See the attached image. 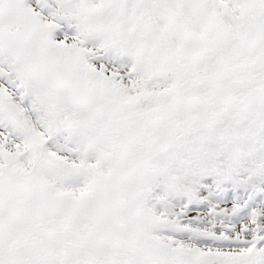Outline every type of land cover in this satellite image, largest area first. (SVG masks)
<instances>
[{
  "label": "snow or ice",
  "instance_id": "1",
  "mask_svg": "<svg viewBox=\"0 0 264 264\" xmlns=\"http://www.w3.org/2000/svg\"><path fill=\"white\" fill-rule=\"evenodd\" d=\"M0 264H264V0H0Z\"/></svg>",
  "mask_w": 264,
  "mask_h": 264
}]
</instances>
